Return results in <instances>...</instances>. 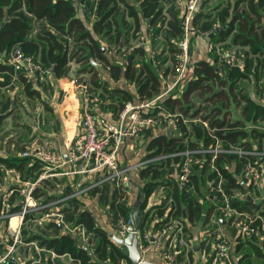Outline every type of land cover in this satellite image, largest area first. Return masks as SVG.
Returning <instances> with one entry per match:
<instances>
[{
	"label": "built area",
	"instance_id": "2783aa9c",
	"mask_svg": "<svg viewBox=\"0 0 264 264\" xmlns=\"http://www.w3.org/2000/svg\"><path fill=\"white\" fill-rule=\"evenodd\" d=\"M71 1L78 11H87L85 0ZM205 1L176 2L184 8L183 38L172 62L171 75L160 76L163 90L159 95L148 101L128 103L114 119L108 115L110 111L100 112L111 101L103 99L101 92L91 91L89 83L82 81L79 85L80 130L73 144L67 146V152H57L45 145L24 151V158H30L42 166L35 181H25L15 168H5L13 187L0 201V264H55L61 258L73 261L69 255L58 256L54 251L40 247L37 241H27L30 235L25 234V228L29 232H37L47 225L55 224L76 238L81 247L92 249L95 234L88 232L82 225L74 226L66 220L65 209L75 199H81L80 210L90 212L97 219V226L116 245L111 235L120 240L130 235L136 237L143 262L239 264L250 243L264 250V149L258 146L224 148L217 141L209 146L186 145L184 149L170 154L154 155L153 150H147L148 144L144 148L138 145V139L148 132L153 133L154 137L175 136L179 120L184 125L201 123L208 128L206 122L189 120L182 114L170 112L162 104L163 98H180L192 78L191 36L199 33L193 28L192 21ZM202 35L208 38L211 34ZM148 41L147 37L141 35L132 46L122 50L112 47L111 54L127 63V57L136 49L150 45ZM210 45V51L215 49L219 64L240 70L246 68V52L235 47L223 48L211 42ZM151 53L152 64L157 67L159 51L152 50ZM9 65L14 69L12 79H17L20 74L29 80L50 75L49 69H45L20 48L11 53ZM252 127L264 131L258 125ZM222 156L230 157L232 162L237 163V182L255 205H260L261 200V208L240 210L236 206L238 200H243L244 194L242 190H234L232 195L227 193L224 177L216 165ZM157 164L163 165L162 169L169 172V177H166V183L157 186L147 200L141 211L140 227L130 232L133 217L124 218L121 213H109V208L99 203V197L109 187L116 192V205L132 207L136 203L133 202L134 190H139L136 201L140 199L142 203L145 181L141 179L140 173ZM225 169L233 173L231 166L225 165ZM64 178L73 186L71 193L62 195V188L61 191L53 189L47 197L35 194L43 188V181L55 185L56 180ZM74 180L80 184L75 186ZM171 185L181 192L201 195L197 199L199 220L191 223L185 211L178 213V204L169 193ZM13 220H16L15 224ZM254 239L259 242H254ZM30 252L35 253L36 257L29 258Z\"/></svg>",
	"mask_w": 264,
	"mask_h": 264
},
{
	"label": "trees",
	"instance_id": "16d2710c",
	"mask_svg": "<svg viewBox=\"0 0 264 264\" xmlns=\"http://www.w3.org/2000/svg\"><path fill=\"white\" fill-rule=\"evenodd\" d=\"M85 1L87 11L84 12V16L87 21L93 18L92 30L98 37L97 40L92 36L84 21L77 17L76 6L71 0H0V57L3 60L0 62V78H3L0 84L7 85L14 76V69L9 65V59L16 48H20L23 53L33 57L45 69H49L50 75H46V77L52 76L55 79L67 77L71 71V64L75 63L81 67L80 73L89 75L87 82L92 87L91 91L101 92L100 96L103 99L113 103L109 107V111L111 117L115 119L128 103L151 100L163 90L162 81L157 74L161 64L154 67L149 61L144 60L141 63L135 61V55L146 57V51L142 48L135 50L127 57V63L125 62L123 66L106 58L111 45L119 47V50L125 47L122 46L126 43L123 29L127 28V25L124 23L123 17L117 19L123 16L120 6H124L129 16L134 18L135 32L140 28V19L145 18L156 35L163 33L165 40L163 45L168 47V52L171 55L177 54L179 42L183 38L184 8L172 2L164 11L165 9L161 5L163 0H138L140 10L129 5L125 0ZM210 1L203 2L193 18L192 26L199 33L193 34L191 40L201 33H210L208 38L211 43L216 45L225 43L235 33L233 45L223 48L240 44L250 46L253 54L264 53V0H234L233 3L229 2L225 7L218 6L216 8L209 7ZM139 11H141L140 14ZM6 13L12 18L10 21H5ZM36 24H38V32L33 38H30L36 29ZM214 26L217 27L214 29ZM258 29H262L261 35L257 33ZM127 30H130V27ZM104 40L108 43L106 50L101 45ZM214 50L210 51L208 61L193 63L194 70L190 75L192 78L180 98L166 97L162 100V104L170 112L182 114L189 120L198 119L206 122L208 128H205L201 123L191 122L184 125L179 120L175 136L160 135L152 136L149 139L147 150H153L154 155L170 154L175 150L184 149L186 145L209 146L217 141L224 148L230 146L251 148L256 144H260L261 147L264 131L254 129L252 126L258 119L264 120V105L253 98L249 93V88L246 87L247 82L245 81L252 77L249 76V63L244 70L224 66L219 64L218 56ZM166 51H160L157 58H161V55ZM93 59L101 62L100 67L107 71L111 80L124 79L128 85L134 86L136 95H133L129 89L120 86L112 87L110 83L103 81L100 68L91 64ZM160 61L163 63L165 60L161 59ZM19 76L26 97L39 98L35 86L44 84L38 82L40 76L36 78L35 82L29 80L24 74ZM212 82H214V86ZM195 96L202 98L201 103L193 102ZM231 114L236 115L237 118L227 120ZM246 120L253 123L248 129L244 124ZM212 130H215L214 133H211ZM227 164H232V161L230 157L225 156L220 157L216 163L224 177L227 193L232 195L234 190H242L244 194L243 200H238L236 206L240 210L261 208L262 204L255 205L256 203H253L249 195H245L236 176L225 169ZM0 165L6 168H15L25 181H35L42 171L41 164L30 158H0ZM162 168L163 165H152L140 173L141 179L145 181L143 202L140 203L141 211L145 208L147 200L155 192L157 186L166 183V177H169V172ZM56 185H59L57 180ZM49 186L55 187L50 181H43V188L37 190L35 194L47 197L54 189ZM171 187L169 193L178 204V213L181 214L185 211L191 223L199 220L200 207L197 203V194L181 192L173 185ZM72 190L73 186L66 183L61 194L67 195ZM16 197L17 194L12 198V202ZM115 197L112 190L106 189L100 195L99 203L105 208H109V213H121L124 218H130L133 208L124 204L116 205ZM80 207L81 199L71 201L65 209L66 220L73 223L74 226L82 225L88 232L95 234L92 249L81 247L76 238L55 224L47 225L37 232H29L25 228V234L27 232L30 235L27 241H37L40 247L52 250L58 256L69 255L73 261L67 264H106L107 258L113 259L111 253L113 251L117 252L123 260L132 264L127 248L113 243L108 234L97 226V219L90 212L81 211ZM248 250L250 254H248V258H251L252 253L256 259L264 257V250L259 246H254L251 243ZM57 262L61 264L59 260ZM251 263L250 260L246 264ZM239 264L244 263L241 261Z\"/></svg>",
	"mask_w": 264,
	"mask_h": 264
},
{
	"label": "crops",
	"instance_id": "0c3cea01",
	"mask_svg": "<svg viewBox=\"0 0 264 264\" xmlns=\"http://www.w3.org/2000/svg\"><path fill=\"white\" fill-rule=\"evenodd\" d=\"M129 5L134 8H139L140 2L138 0H125ZM187 0H163L161 1V5L164 7V11L169 7V3H180L184 4ZM214 4L211 2L212 6L210 8H216L218 6L225 7L229 4V2L233 3L234 0H214ZM177 4V3H176ZM178 5V4H177ZM120 10L123 13V16L118 17L120 19L123 17L124 23H126L127 28L130 27V30L124 28L123 31L125 34V45L122 46L129 47L136 43L139 36H145L149 39L150 45L142 48L146 51V57H141L140 55H135V61L143 62H151V51H161L167 50L165 53L161 55V58H157L158 65L161 64V68L158 69V76H170L171 74L166 70L171 68L172 62L174 60L175 55H171L168 52V47H164V37L163 33L155 34L152 28H150L147 19H140V28L137 32H135L136 25L134 22V18L129 16L127 10H125L124 6H120ZM77 11V17L82 19L86 24V27L91 32L92 36L97 40L93 33L92 26L94 24L93 18L86 20L84 13ZM141 11H139L140 14ZM12 18L8 16L6 13L5 21H10ZM257 27V26H255ZM264 27V21H263ZM262 29H258L257 33L260 34ZM38 32V24H36V29L32 32L30 38H33ZM235 34V33H234ZM233 34V35H234ZM152 35V37H150ZM233 35L225 42L221 44L222 47L233 45ZM123 41V40H122ZM210 39L206 36L200 34L193 40H191V56L192 61H208L210 57ZM103 48L108 49V43L104 40L101 42ZM107 45V46H106ZM179 46V45H178ZM248 46V45H247ZM112 45L109 47V53L106 55L109 61H114L115 64L119 66H123L125 61L122 59L112 56L111 49ZM235 47V46H233ZM179 48V47H178ZM236 48V47H235ZM250 48V46H249ZM139 49V48H138ZM104 50V51H105ZM137 50V49H136ZM160 54V53H159ZM258 54H254L255 57H259ZM165 60L163 63L160 60ZM264 60V58L262 59ZM0 62H3L2 57H0ZM91 64L100 68L101 78L103 81L110 83L112 86V82L117 83L118 81H113L109 78L107 71L104 70L103 67H100L101 62L98 60H91ZM102 66V65H101ZM166 66V67H164ZM81 67L75 63L71 64V71L67 77L55 79L52 76H40V84L41 80H44V84L42 86H35V90L39 93V99H35V101H29L28 97H26L24 92V86L20 82V76L17 79H12L7 85L0 84V158L1 159H18L24 158L23 152L28 150L29 148L38 147L41 145H45L51 147L52 150L66 153L67 146L72 145L74 139L79 133L80 123H81V111H80V100H81V92L79 90V85L77 80L83 79L87 77L88 80L89 75L80 73ZM167 74H165L166 72ZM258 70L257 73H259ZM261 72L264 70L261 69ZM258 76H262L261 74ZM85 79V80H86ZM35 82L36 79H31ZM86 80V81H87ZM3 81V78H0V82ZM120 82L123 84L121 86L119 83L117 86L124 87L129 89L133 95H136V89L132 85H128L124 79H121ZM249 84V80L245 81ZM262 83V81H261ZM249 93L253 98H256L258 101L264 105V99L261 97V94L258 96L253 94L249 90ZM102 113H109V108L100 109ZM110 117L111 115L108 114ZM256 144L254 146H258L261 149H264V143ZM231 166L232 174L238 173L239 166L237 163L232 162V164H227ZM5 166L0 165V201L3 195L9 192L13 187V182L10 177L5 173ZM58 182L67 181L70 184V181L67 178L58 179ZM54 185V184H53ZM55 186V185H54ZM62 185H56L54 188L58 190ZM57 188V189H56ZM109 189V188H107ZM116 196V192L113 191ZM140 191L134 190V201L137 203V198L139 196ZM197 197L200 198V194L196 193ZM260 204H262L261 200ZM132 208H134V206ZM264 204V203H263ZM102 206V205H101ZM104 207V206H102ZM264 207V205H263ZM105 208V207H104ZM102 219V218H101ZM27 234V232H26ZM36 242V241H35ZM254 242H259L257 239H254ZM38 244V243H37ZM251 244V243H250ZM250 244L246 247V255L242 257L241 261L246 264L250 260L253 262L255 255L252 253L251 258H248L249 247ZM252 245L257 246L255 243ZM31 253V252H30ZM29 253V255H30ZM250 255V254H249ZM67 263L69 262L68 258H61L58 260H62ZM247 260V262H246Z\"/></svg>",
	"mask_w": 264,
	"mask_h": 264
},
{
	"label": "rangeland",
	"instance_id": "374dc122",
	"mask_svg": "<svg viewBox=\"0 0 264 264\" xmlns=\"http://www.w3.org/2000/svg\"><path fill=\"white\" fill-rule=\"evenodd\" d=\"M215 3L214 2V0H211L210 1V3ZM209 3V6H212L211 4ZM259 34V33H258ZM262 34V31H260V34L259 35H261ZM263 46H264V44H263ZM237 49H239V50H241L242 52H246L247 53V56H248V63H249V76H252L251 77V79L249 80V84H246L247 86L246 87H248L249 88V90L252 92L253 91V94L255 95H259V94H261V97L264 99V72H261V69L262 70H264V60H262L263 58H264V53L263 54H260L259 55V57H255L254 56V54L252 53V49L251 48H249L248 46H242V45H240V44H237L236 46H235ZM171 66V68H169V73L171 74L172 73V65H170ZM164 67H166V66H164ZM258 70H260L259 71V73H257L258 72ZM262 75V76H258V75ZM87 77H85V78H83V79H78L77 80V82H78V85H80V84H82V81H85V79H86ZM87 80V79H86ZM261 81H262V83H261ZM41 82H42V84H43V82H44V80L42 79L41 80ZM118 83L121 85V86H123V84L120 82V80L117 82V83H114V82H112V87H114V86H117L118 85ZM213 84V86H214V82H212ZM210 84H211V82H210ZM187 86H188V84H187ZM90 88H92L91 86H90ZM197 93V92H196ZM196 93H195V95H196ZM192 98V97H191ZM29 99V101H31V103H32V101H35V99H39V98H28ZM201 99L202 98H198V97H193V102H196V103H201ZM113 104V103H112ZM112 104H110V103H108V108L112 105ZM230 109V108H229ZM177 112V111H176ZM235 117L237 118V116L236 115H233V114H231V115H229L228 117H227V120H234L235 119ZM245 124V126H246V129H248L250 126H252V122H250V121H248V120H246V122L244 123ZM254 125H258V126H260L261 128H264V120H262L261 118L260 119H258L255 123H254ZM154 134L153 133H151V132H149V133H145L144 135H142L139 139H138V145H139V147H143L144 148V146L147 144V142L149 141V139L153 136ZM263 143H264V141H263ZM81 178H78V180H80ZM74 182V184H75V186H78V184H80V182H77V180H74L73 181ZM66 183H67V181H61V182H58V184L59 185H62L58 190L59 191H61V189L63 188V187H65V185H66ZM65 184V185H64ZM52 186H49V188H51ZM57 189V188H56ZM25 238H26V236H25ZM112 254H113V256H112V260L110 259V258H107L106 260H105V263L106 264H129L127 261H125V260H123V258L122 257H120L119 256V254L117 253V252H115V251H113V252H111ZM36 257V255H35V253H30V257L29 258H35ZM64 259H62V260H59L60 261V263L61 264H66V262H64L63 261ZM246 262H247V260H246ZM55 264H59L58 262H56ZM251 264H264V257H262V259L261 258H259V259H256V258H254V260H253V262L251 263Z\"/></svg>",
	"mask_w": 264,
	"mask_h": 264
},
{
	"label": "water",
	"instance_id": "95a60500",
	"mask_svg": "<svg viewBox=\"0 0 264 264\" xmlns=\"http://www.w3.org/2000/svg\"><path fill=\"white\" fill-rule=\"evenodd\" d=\"M133 224L129 228L130 232H133L134 230L138 229L141 225V206H140V199H138L136 205L134 206L133 212ZM112 239L120 246H125L128 250V256L132 264H159L155 262H143L141 260V256L138 249V241L136 237L130 235L125 240H120L111 235Z\"/></svg>",
	"mask_w": 264,
	"mask_h": 264
},
{
	"label": "bare ground",
	"instance_id": "6f19581e",
	"mask_svg": "<svg viewBox=\"0 0 264 264\" xmlns=\"http://www.w3.org/2000/svg\"><path fill=\"white\" fill-rule=\"evenodd\" d=\"M16 220H13V224H15Z\"/></svg>",
	"mask_w": 264,
	"mask_h": 264
}]
</instances>
